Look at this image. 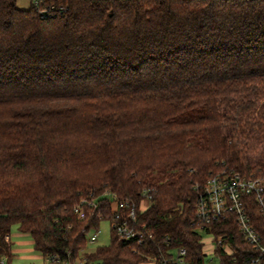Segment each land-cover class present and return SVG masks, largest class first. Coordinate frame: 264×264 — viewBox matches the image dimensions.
I'll use <instances>...</instances> for the list:
<instances>
[{
    "label": "trees",
    "instance_id": "obj_1",
    "mask_svg": "<svg viewBox=\"0 0 264 264\" xmlns=\"http://www.w3.org/2000/svg\"><path fill=\"white\" fill-rule=\"evenodd\" d=\"M48 2L0 0V258L17 225L42 256L151 264L181 247L203 264L197 187L264 171V0ZM110 195H150L137 220L152 237L112 231L84 253ZM81 199L97 203L84 220Z\"/></svg>",
    "mask_w": 264,
    "mask_h": 264
},
{
    "label": "built area",
    "instance_id": "obj_2",
    "mask_svg": "<svg viewBox=\"0 0 264 264\" xmlns=\"http://www.w3.org/2000/svg\"><path fill=\"white\" fill-rule=\"evenodd\" d=\"M30 6L42 15L55 8L48 0H31ZM197 189L199 191L195 217L196 226L202 235L203 264H264V225L260 224V221L264 223V171H224L211 175L206 183ZM110 198L114 204L112 216L99 214L98 219L108 220L111 230L121 240L142 246L152 237L138 224L137 212L142 213L145 209H141L140 204L118 202L115 195H110ZM150 199V195L144 198L148 201ZM254 205L257 209H252ZM96 208L95 201L81 199L73 212L80 220H84L88 217V210ZM234 226L249 249L242 250L239 247L233 231ZM99 234L98 228L89 231L87 242H96ZM43 259V264H91L85 255H80L75 260H72L69 254L64 258L48 255L43 256ZM0 264H6L5 258H0ZM151 264L192 263L188 260L186 249L170 247L166 254L152 259Z\"/></svg>",
    "mask_w": 264,
    "mask_h": 264
},
{
    "label": "rangeland",
    "instance_id": "obj_3",
    "mask_svg": "<svg viewBox=\"0 0 264 264\" xmlns=\"http://www.w3.org/2000/svg\"><path fill=\"white\" fill-rule=\"evenodd\" d=\"M18 1V0H17ZM28 0H24V3H27ZM28 5L25 4L24 8H27ZM150 205L148 200H142L140 203L141 209H146ZM100 234L98 240L94 243H88L87 248L84 250V253L93 252L100 246H107L111 242L112 238V230L111 224L108 220H103L100 222L99 228ZM11 243H12V250H14L15 256L12 258V264H43L44 259L35 249L33 244H31V237L26 234L22 233L18 230L17 225H13L11 228ZM26 242V245H21V243ZM24 248H30L32 252L25 254L23 252ZM19 250V251H17ZM17 251V252H16ZM37 253H36V252ZM6 264L9 262L5 259Z\"/></svg>",
    "mask_w": 264,
    "mask_h": 264
},
{
    "label": "crops",
    "instance_id": "obj_4",
    "mask_svg": "<svg viewBox=\"0 0 264 264\" xmlns=\"http://www.w3.org/2000/svg\"><path fill=\"white\" fill-rule=\"evenodd\" d=\"M30 1L31 0H28V2L27 3H24V0H18L17 1V6L20 8V9H28L29 7H30ZM25 4H27L28 5V7L27 8H24L25 7ZM10 240H11V235H10ZM31 244H33V241H32V239H31ZM21 245H26V242H22L21 243ZM17 251H19V250H17ZM16 251V252H17ZM23 252L25 253V254H27L28 255V253H30V252H32V250L30 249V248H24L23 249ZM36 252V251H35ZM37 253V252H36ZM12 257L10 258V259H7V258H5V259H7L9 262H11L12 261V258L15 256V254H14V250H12ZM42 256V255H41Z\"/></svg>",
    "mask_w": 264,
    "mask_h": 264
}]
</instances>
